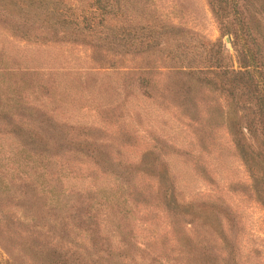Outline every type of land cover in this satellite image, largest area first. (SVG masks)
<instances>
[{
	"label": "trees",
	"instance_id": "trees-1",
	"mask_svg": "<svg viewBox=\"0 0 264 264\" xmlns=\"http://www.w3.org/2000/svg\"><path fill=\"white\" fill-rule=\"evenodd\" d=\"M206 3L214 38L184 26L177 11L163 12L158 0H0V23L36 47L27 62L14 54L9 72L68 69L85 89L88 76L113 74L107 87L123 92L99 107L93 125L58 118L45 104H25L29 77L11 84L13 104H0V134L12 137L14 147L0 154V170L18 175L25 186L19 193L32 194L41 176L52 173L49 157H57L58 187L44 195L60 204V216L67 211L75 231L87 234L88 258L77 255L76 264H245L239 210L225 195L237 190L264 210V0ZM48 44L83 48L85 61L41 64L39 48ZM100 84L86 89L88 99L108 104L93 96ZM133 85L153 104L128 101ZM223 140L244 177H222L218 186L200 157L222 152ZM178 150L211 185L203 198L180 190L167 161ZM24 167L36 173L30 177ZM7 182L0 173V195ZM4 226L9 237L12 228L8 221ZM66 226L59 223L61 234ZM0 246L10 254V245Z\"/></svg>",
	"mask_w": 264,
	"mask_h": 264
},
{
	"label": "rangeland",
	"instance_id": "rangeland-1",
	"mask_svg": "<svg viewBox=\"0 0 264 264\" xmlns=\"http://www.w3.org/2000/svg\"><path fill=\"white\" fill-rule=\"evenodd\" d=\"M158 4L163 12L177 11L179 15L176 20L184 26L191 27L210 38L217 36L216 23L206 0H158ZM35 50L36 47L33 44H28L11 36L4 25L0 23V104L2 106L13 104V95L10 91L11 84L15 79L19 83L21 77H29L25 87L22 88V100L26 102L25 104H45L47 107L54 108L56 117H67L69 122L81 125L97 123L102 114L99 107L111 105L109 104L112 103L110 98L118 100L122 98V90L118 88L111 90L107 87L109 82L114 81L113 74L94 73L92 76H88L90 78L88 81L91 83H87L86 89L96 88L95 83L98 82L103 84L100 89L95 90L98 92L93 96L104 99L105 101H103L108 104H97L95 101L89 100L92 99L91 92L86 91L85 87L80 85L77 87L78 83L74 74L65 72L70 71L68 69L50 74L44 70V72H37L33 75H21L19 72L8 71V67L15 63L14 54H22L17 62H20L19 60L27 62ZM39 51L38 62L41 61V64L65 62V65L71 66L85 61L86 50L80 47L48 44L41 46ZM40 84L42 85L40 86ZM72 84H76L75 87L70 86ZM44 88H47L48 91H44ZM131 90L132 92L125 91L128 101L137 105L153 104L150 99L144 98L139 93L135 85L131 87ZM116 91L119 92L116 93ZM99 102L101 101L99 100ZM169 121L173 122V120ZM166 124L169 122L167 121ZM11 138L9 135L0 134V154L14 150ZM221 146L222 152L220 151L219 154H213L206 158L200 157L201 160L208 162V168L216 173L215 179L219 182L215 184L218 186L222 183V177H244L242 165L230 144L223 140ZM180 148L183 149V147ZM52 152L53 154L56 153L53 149ZM130 152L132 150H126L124 154L129 156L131 155ZM56 158L54 155L49 157L51 176L48 174L49 172H46L41 176L45 182L36 183V190L32 194L25 193L26 196L18 192V186L22 190L25 189V186L22 185L23 182L15 178L18 175L11 170H0L4 180L8 181L6 184L8 191L2 192L0 195L1 207L4 208L0 211V245H10V254L0 246V264H50L47 258L54 260L53 264H60L61 259H65L68 264H76L79 257L83 256L84 261L88 258L87 234L84 231H75L72 228L73 220L67 215V211L63 213L62 216L64 217L60 216V204L54 197L47 198V195H44L47 192L45 190L58 187L57 164L54 163ZM167 161L175 179L181 185L180 190L184 191L182 193L185 196H192L196 200L203 198V194L211 185L207 184L199 175L185 150L172 152L168 155ZM24 168L27 169V174L30 173V177L36 173L28 167ZM75 182L82 181L76 180ZM64 183L67 186L71 185L73 179L68 178L66 181L64 180ZM42 185L45 186L44 189H41ZM236 191L227 193L225 196L231 205L239 210L240 216L237 219L240 217L242 223L243 248L249 253L244 262L245 264H264V210L249 195H243ZM7 221L12 228L8 232L9 237H7L4 226ZM61 222H67V230L64 234L59 231V223ZM146 228L143 233H145ZM246 251L244 252L246 253ZM39 255L41 256L39 257ZM77 255H79L78 258Z\"/></svg>",
	"mask_w": 264,
	"mask_h": 264
},
{
	"label": "water",
	"instance_id": "water-1",
	"mask_svg": "<svg viewBox=\"0 0 264 264\" xmlns=\"http://www.w3.org/2000/svg\"><path fill=\"white\" fill-rule=\"evenodd\" d=\"M224 40H225L226 44L228 45L229 44V38H228V36H224Z\"/></svg>",
	"mask_w": 264,
	"mask_h": 264
}]
</instances>
